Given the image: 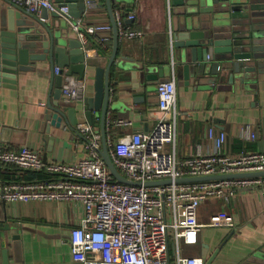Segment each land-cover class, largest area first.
<instances>
[{
  "label": "crops",
  "instance_id": "obj_1",
  "mask_svg": "<svg viewBox=\"0 0 264 264\" xmlns=\"http://www.w3.org/2000/svg\"><path fill=\"white\" fill-rule=\"evenodd\" d=\"M183 1L113 0L115 20L120 14L125 25L144 32L142 40L119 38L116 49L106 0L73 20L74 24L80 21L83 31L93 26L112 27L89 37L86 57L91 65L84 76L86 96L93 97L96 67L106 68L116 51L109 74L111 104L105 119L106 138L116 141L127 134L151 131L158 120V84L174 78L179 112L175 143L178 159H190L199 152L213 153L210 128L226 133V155L264 153V74L250 87L239 88L229 83L228 76L216 84L210 83V76L201 81L192 77L187 84L184 72L177 71L178 49L172 36L180 25ZM4 2L8 7L9 2ZM130 13L135 14L134 20L128 18ZM22 17L33 21L26 14ZM62 21L66 39L77 38L73 26ZM57 67L49 60L40 61L34 69L18 75L17 85L0 86V146L13 150L28 147L42 157L46 155L47 162L72 164L88 156L75 127L89 122L84 102L70 100L63 92V82L61 100L75 109L77 125L73 129L68 125L59 128L47 121V103L54 101L57 91ZM114 119L131 124L120 127ZM102 123L101 112H94L92 125L101 135ZM10 167L6 180L31 179L16 166ZM228 198H214L201 205L199 243L183 245V255L205 256L207 264H264V187L237 189ZM83 216L84 206L73 201L0 202V264H79L72 258L71 232ZM216 216L229 217L233 225L211 226Z\"/></svg>",
  "mask_w": 264,
  "mask_h": 264
},
{
  "label": "built area",
  "instance_id": "obj_2",
  "mask_svg": "<svg viewBox=\"0 0 264 264\" xmlns=\"http://www.w3.org/2000/svg\"><path fill=\"white\" fill-rule=\"evenodd\" d=\"M31 14L43 9L57 13L69 22L86 52L89 37L110 25L81 29L73 23L66 6L50 0H6ZM94 10L102 0H85ZM116 25L123 41L142 40L144 32L125 25L118 14ZM130 20L135 14H128ZM63 70V92L70 100L84 102L86 81ZM158 120L151 131L127 134L116 141L106 138L110 157L119 172L138 184L119 182L100 154L102 135L90 123L75 127L85 142L88 156L76 163L45 162L35 150L0 146V166L14 165L22 174L43 178L3 180L0 176V202L35 200L73 201L84 206V216L71 232L73 261L79 264H205L201 257L184 256L182 246L199 243L203 226L200 207L208 199L232 197L237 189L264 187V177H246L178 183V179L238 173L264 172V153L243 152L229 156L223 152L227 135L210 128L208 137L215 145L213 153L199 152L195 157L177 158V89L175 79L158 84ZM117 126L130 121L114 119ZM247 133V130H246ZM252 138H255L252 135ZM171 146L172 148H170ZM2 170L0 169V174ZM170 180L167 184H149ZM227 217L212 218L211 226H232Z\"/></svg>",
  "mask_w": 264,
  "mask_h": 264
},
{
  "label": "water",
  "instance_id": "obj_3",
  "mask_svg": "<svg viewBox=\"0 0 264 264\" xmlns=\"http://www.w3.org/2000/svg\"><path fill=\"white\" fill-rule=\"evenodd\" d=\"M66 6L69 15L81 18L87 11L85 0H50ZM112 19L115 49L119 33L112 10V1L106 0ZM181 1V0H180ZM0 0V86L17 85L19 74L35 68L40 61L49 60L52 66L70 67L71 74L84 78L91 63L78 38L66 39L63 19L57 13L43 9L35 16ZM184 11L177 31L173 34L178 49V69L190 78L201 81L210 76L211 84L225 79L239 88L250 87L252 81L264 74V0H184ZM33 21L22 17L24 14ZM116 59V51L106 68L96 67L95 94L84 101L86 116L93 123L94 112L102 114L103 148L100 154L112 175L121 183L136 185L126 179L114 165L106 143L105 119L111 104L109 74ZM163 73V68L161 69ZM63 70L57 77L54 101L47 103L46 118L59 128L77 125L75 109L62 102ZM162 82V81H161ZM46 155L43 160L47 162ZM264 177V172L238 173L178 179V183L221 179ZM170 180L149 184H167ZM206 263V257H202Z\"/></svg>",
  "mask_w": 264,
  "mask_h": 264
},
{
  "label": "trees",
  "instance_id": "obj_4",
  "mask_svg": "<svg viewBox=\"0 0 264 264\" xmlns=\"http://www.w3.org/2000/svg\"><path fill=\"white\" fill-rule=\"evenodd\" d=\"M116 8H121V9H123V8H122V5H117V4H116ZM11 168H12V167H10V165H1V166H0V169L2 170L0 176H1L2 179H4V180L7 179V175H6V173L9 172V171L11 170ZM43 177H44V175H42V174H38V175L36 174L35 176H32V175H31V179H34V178H43Z\"/></svg>",
  "mask_w": 264,
  "mask_h": 264
},
{
  "label": "rangeland",
  "instance_id": "obj_5",
  "mask_svg": "<svg viewBox=\"0 0 264 264\" xmlns=\"http://www.w3.org/2000/svg\"><path fill=\"white\" fill-rule=\"evenodd\" d=\"M210 200H212V199H211V198H210V199H208V200H207L205 203H207V202H208V201H210ZM205 203H203V205H204ZM203 205H202V206H203Z\"/></svg>",
  "mask_w": 264,
  "mask_h": 264
}]
</instances>
